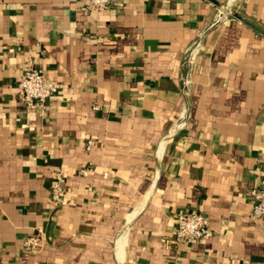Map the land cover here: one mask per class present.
Segmentation results:
<instances>
[{
  "label": "crops",
  "instance_id": "1",
  "mask_svg": "<svg viewBox=\"0 0 264 264\" xmlns=\"http://www.w3.org/2000/svg\"><path fill=\"white\" fill-rule=\"evenodd\" d=\"M87 5L0 0V264H264V0ZM29 59L59 87L45 117ZM196 213L211 237L177 241Z\"/></svg>",
  "mask_w": 264,
  "mask_h": 264
},
{
  "label": "built area",
  "instance_id": "2",
  "mask_svg": "<svg viewBox=\"0 0 264 264\" xmlns=\"http://www.w3.org/2000/svg\"><path fill=\"white\" fill-rule=\"evenodd\" d=\"M113 0H88L86 9L89 12H98L108 9ZM19 93L27 113L36 112L45 117L48 101L59 91L58 85L50 80L44 71L38 68L32 59H29L23 76L18 84ZM92 142H89V147ZM91 168H85L81 174L87 176ZM66 178L63 173H57L51 190V197L56 205L63 201ZM253 198V216L257 220L264 219V169L260 178V186L251 191ZM176 223V238L179 242L199 244L208 240L212 233L207 217L201 213L179 215ZM40 235L29 237L25 243L26 251H34L40 246Z\"/></svg>",
  "mask_w": 264,
  "mask_h": 264
}]
</instances>
